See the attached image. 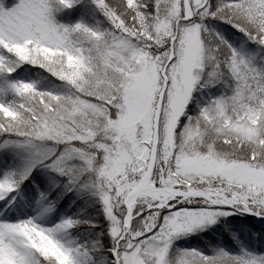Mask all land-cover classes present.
<instances>
[{
	"label": "snow or ice",
	"instance_id": "1",
	"mask_svg": "<svg viewBox=\"0 0 264 264\" xmlns=\"http://www.w3.org/2000/svg\"><path fill=\"white\" fill-rule=\"evenodd\" d=\"M0 165V264H264V0H0Z\"/></svg>",
	"mask_w": 264,
	"mask_h": 264
},
{
	"label": "rangeland",
	"instance_id": "2",
	"mask_svg": "<svg viewBox=\"0 0 264 264\" xmlns=\"http://www.w3.org/2000/svg\"><path fill=\"white\" fill-rule=\"evenodd\" d=\"M82 13H83V6H77L74 9H72L70 12H64L62 14H59L57 16V19H59L61 21H77L81 18H86V17H82ZM0 167H2V165H0ZM18 199H19V197H18ZM87 211L91 212L92 210L87 209ZM239 235L240 234H238V236ZM228 239L232 244V250L238 251L235 241H233L231 237H228ZM241 239L243 241V237H241ZM244 242H247V241H244ZM176 243H177V246L183 247V248H192V247L203 248V243L197 236H191V237H188L187 239L179 240ZM250 246H252V245H250Z\"/></svg>",
	"mask_w": 264,
	"mask_h": 264
},
{
	"label": "trees",
	"instance_id": "3",
	"mask_svg": "<svg viewBox=\"0 0 264 264\" xmlns=\"http://www.w3.org/2000/svg\"><path fill=\"white\" fill-rule=\"evenodd\" d=\"M252 219H254V218H252Z\"/></svg>",
	"mask_w": 264,
	"mask_h": 264
}]
</instances>
